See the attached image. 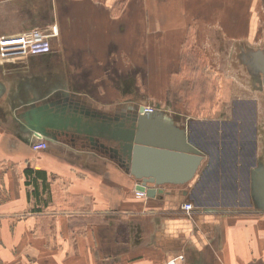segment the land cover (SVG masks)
Listing matches in <instances>:
<instances>
[{
  "label": "crops",
  "instance_id": "0c3cea01",
  "mask_svg": "<svg viewBox=\"0 0 264 264\" xmlns=\"http://www.w3.org/2000/svg\"><path fill=\"white\" fill-rule=\"evenodd\" d=\"M49 25L58 34L41 57L62 65L72 104L47 116L126 120L150 106L156 114L140 128L151 144L198 153L193 129L221 134L237 106L260 110L233 104L241 91L228 80L234 53L246 70L264 63V0H0V40ZM22 78L0 59V110ZM47 130L36 153L34 139L0 123L3 264H264V216L231 212L221 197L199 203L222 167L207 166L209 156L198 153L206 161L187 184L143 199L115 142Z\"/></svg>",
  "mask_w": 264,
  "mask_h": 264
},
{
  "label": "rangeland",
  "instance_id": "374dc122",
  "mask_svg": "<svg viewBox=\"0 0 264 264\" xmlns=\"http://www.w3.org/2000/svg\"><path fill=\"white\" fill-rule=\"evenodd\" d=\"M233 56V72L228 81L233 87L238 86L241 94L238 92V95H233L232 103H242L243 99L252 103L258 102L260 110L255 116L253 111L257 107L237 106L233 112L234 123L221 134L209 127L193 129V136L189 137V140L193 141V148L215 161L214 165H210L215 172L216 166H222L218 168L217 173L212 174L208 189H201L197 195L199 203L202 204L221 202V197L224 204L231 206V212L264 216V207L257 197L259 186L256 182L257 178L264 174V94H261L264 93V63L260 64V67L251 63L247 71L245 64L239 63L238 52ZM8 63L20 66L23 72V87L21 92L18 87V95L8 94L7 109L0 110V123L11 125L14 130L23 132L25 139L33 140L34 132L48 131L44 117L49 111L72 104L67 80L63 78L62 65H57L49 56L24 55L8 59ZM259 68L262 70L259 71ZM216 82L222 83L223 80L219 77ZM249 90L258 94H252ZM146 119L150 121L149 118ZM236 122H239L237 127ZM34 142H31V146ZM216 144L222 145L221 158L220 152L215 149ZM217 157L219 158L216 159ZM2 209L3 206H0V211ZM3 258L5 255L0 248V264H3Z\"/></svg>",
  "mask_w": 264,
  "mask_h": 264
},
{
  "label": "water",
  "instance_id": "95a60500",
  "mask_svg": "<svg viewBox=\"0 0 264 264\" xmlns=\"http://www.w3.org/2000/svg\"><path fill=\"white\" fill-rule=\"evenodd\" d=\"M66 116H45V128L59 131L71 130L76 139H84L92 145L100 139L115 142L110 148L118 161L128 165L130 174L137 180V191L145 192L148 198L163 195L164 186H183L187 184L200 170L206 161L198 153H189L187 150L176 149L169 145L151 144L147 135L141 130V121H147L142 116V108L136 117L126 120H85L77 110L69 111ZM51 118L53 121H51ZM52 123V127H51ZM46 132H41L43 137ZM98 145V144H97ZM101 147L105 148L103 144ZM212 158L208 165H214ZM257 197L264 207V174L257 178Z\"/></svg>",
  "mask_w": 264,
  "mask_h": 264
},
{
  "label": "built area",
  "instance_id": "2783aa9c",
  "mask_svg": "<svg viewBox=\"0 0 264 264\" xmlns=\"http://www.w3.org/2000/svg\"><path fill=\"white\" fill-rule=\"evenodd\" d=\"M58 29L55 25H49L42 29L30 30L23 35L17 37H9L0 40V59H12L22 57L24 55L35 57L49 54L52 50L51 42L57 37ZM15 46L19 47V50H8ZM156 114V110L153 107H142V116L150 118ZM34 143L32 144V150L35 152H42L47 149V143L44 137L38 133L33 134ZM136 196L146 199L145 192L136 191ZM194 207L192 204H184L182 210L186 214H190Z\"/></svg>",
  "mask_w": 264,
  "mask_h": 264
},
{
  "label": "flooded vegetation",
  "instance_id": "af4514ba",
  "mask_svg": "<svg viewBox=\"0 0 264 264\" xmlns=\"http://www.w3.org/2000/svg\"><path fill=\"white\" fill-rule=\"evenodd\" d=\"M256 111V112H255ZM255 111H253L254 112V115L255 116H257V109H255ZM256 119V118H255Z\"/></svg>",
  "mask_w": 264,
  "mask_h": 264
},
{
  "label": "bare ground",
  "instance_id": "6f19581e",
  "mask_svg": "<svg viewBox=\"0 0 264 264\" xmlns=\"http://www.w3.org/2000/svg\"><path fill=\"white\" fill-rule=\"evenodd\" d=\"M153 134H156V133L153 132ZM151 135H152V134H151ZM169 144H171V143L169 142Z\"/></svg>",
  "mask_w": 264,
  "mask_h": 264
},
{
  "label": "trees",
  "instance_id": "16d2710c",
  "mask_svg": "<svg viewBox=\"0 0 264 264\" xmlns=\"http://www.w3.org/2000/svg\"><path fill=\"white\" fill-rule=\"evenodd\" d=\"M37 176L41 177L40 174H37Z\"/></svg>",
  "mask_w": 264,
  "mask_h": 264
}]
</instances>
